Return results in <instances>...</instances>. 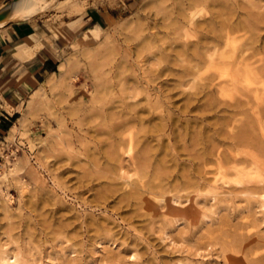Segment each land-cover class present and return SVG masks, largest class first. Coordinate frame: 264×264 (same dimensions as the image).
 <instances>
[{
  "label": "rangeland",
  "instance_id": "374dc122",
  "mask_svg": "<svg viewBox=\"0 0 264 264\" xmlns=\"http://www.w3.org/2000/svg\"><path fill=\"white\" fill-rule=\"evenodd\" d=\"M13 1L0 0V10ZM163 1L48 0L28 20L60 39L58 59L65 73L60 78L56 67L54 86L47 74L29 90L17 106L12 122L16 124L1 134L0 252L16 254L27 264H264V222L258 223L264 213H257V220L250 208L245 210V201L210 195L231 188L235 176L217 173V154L243 153L264 164V99L259 104L251 96L241 108L237 103L244 97L203 95L195 87L199 80L181 84L175 70L156 77L152 67L180 69L188 63L184 56L176 60L166 56L174 52L168 51L165 38L159 41L167 48L163 53L147 39L150 33L160 36L166 31L164 23L170 19L162 18L168 8L163 6L171 1ZM102 4L121 8L118 19L99 32L87 31L83 16ZM260 30L245 27L238 35L259 41L256 56L264 58V30ZM142 76L151 78L152 84L161 83L167 94L161 102L168 99L169 108L160 107L153 92L146 99L143 80L135 88L138 96H131L130 87ZM221 100L234 105L226 110ZM194 104L200 109L190 110ZM131 115L143 117V123L132 121ZM244 120L249 128L252 125L250 137L233 142L228 133L238 132ZM127 131L136 139H149L147 145L135 143L131 155L139 157L141 146L155 149L148 170L153 172L156 166L163 170L166 163V171L154 179L167 185L166 199L161 189L132 194L136 182L153 178L143 166L126 167L128 158L122 152L129 148ZM212 145V154L198 159ZM121 162L125 165L120 173ZM172 195L179 200L176 204ZM222 197L226 199L218 202Z\"/></svg>",
  "mask_w": 264,
  "mask_h": 264
},
{
  "label": "bare ground",
  "instance_id": "6f19581e",
  "mask_svg": "<svg viewBox=\"0 0 264 264\" xmlns=\"http://www.w3.org/2000/svg\"><path fill=\"white\" fill-rule=\"evenodd\" d=\"M167 1L168 2L171 1V2L168 3L169 5L164 3L165 6H163V9L168 7L167 10L169 9L170 12L167 13V10H166V12L163 13V15H162L163 16L162 18L167 17L168 19H170L169 22L164 23V27H165L166 31L162 32V34H161L162 36L161 35L158 36L159 33H155V32L150 33V36L147 39H149L150 44H152V46H154L158 52L163 53L162 51H164V50L166 51L167 48L163 47L162 44L159 43V41H162V38L163 39L165 38L164 42L170 43V46H168V48H169L168 51L174 52L173 54L167 53L166 56L168 58L170 56L171 57V58H169L170 60H176L175 59L176 57H183L184 56V57L188 58V60H187L188 63L180 65V69H176L174 67L170 68L171 66L169 68L168 67L166 68L165 65H164L165 67H163V68H160L161 66L160 67L156 66V68L153 69V67H152V71L154 70L153 74L156 75V77H158L159 75H161L164 72L169 73V71L173 72L175 70V75H177V78L181 84L189 82L190 79L192 81L193 80H199V86H195V87H199V92H201V93L203 92L204 93L203 95H208V93L210 95L211 92H215L221 98H224L225 96L233 98L235 93H236V94L245 98L244 100L238 101V103H237L238 107L242 108L243 105L248 104L249 103L248 99L251 96H253L254 99H257V101H258L257 103L260 104L262 102V99H264V58L259 57L261 55H259L258 57L256 56L257 54H259L258 53L259 48L255 45V43L257 44V42H259V41L255 42L256 40H253V39H249V40H247L245 38L242 39L241 36L238 35V33L240 31H242L243 29H245V27L254 28L256 30H260L262 27H264V3H262V2H264V0H258L259 2H257V1L255 2L254 0H164L163 2H167ZM260 1H262V2H260ZM47 2H48V0H14L13 2H11L10 4H7L6 6H4L0 10V24L4 23L7 20L8 21L9 20L28 21L29 19H31L34 16L35 11L39 7L45 5ZM173 9H175V10H173ZM158 13H160V12H158ZM245 15L247 16V18ZM244 16H245V19H244ZM151 26L152 25L150 24V27ZM152 28L156 29L155 27H152ZM261 30H264V29H261ZM256 32H255V34H256ZM250 33H251V31H250ZM248 34H249V32H248ZM257 35H259V34L257 33ZM246 36H248V35H246ZM250 36H248V37H250ZM172 44H174V45H172ZM169 59H167V60L169 61ZM183 60H185V59H183ZM139 61H140V59H139ZM149 61H150V59H149ZM151 61H153V60H151ZM155 63H158V61L151 62V64H153V65H155ZM138 66H141V65H138ZM141 68H142V66H141ZM58 70H59L60 78L63 77V75L65 73V67H64L63 62L58 64ZM170 74H172V73H170ZM55 75H56V72L52 73L51 77L48 79L49 84L55 85V83H56V82L54 83V81H55L54 77H56ZM163 77H164V75H163ZM142 80L145 82V84L141 87L144 90V93L146 94V99L150 100L151 96H152V92H153L154 97H152V99L155 98V100H158L160 102V107L162 104H164L166 107L169 108L170 101H168V99L161 102L162 99H164V97L167 95V94H164V90L161 86V83H160V85L152 84L151 78H146L145 76H142L141 78L136 77L134 84L132 83L133 86L130 87L132 90L131 91L132 93L130 92L131 96H133V97L134 96L136 97V95L138 96L139 91L136 89L139 87V85H140L139 83H141ZM57 81H58V79H57ZM143 81H142V83H143ZM190 84H192V83H190ZM108 85H110V84H108ZM122 91H124V90H122ZM36 92L37 91H34L33 93L35 95H39ZM193 94H199V93L194 92ZM131 96H129V97H131ZM221 101L225 102L224 105L226 106L225 107L226 110L228 107L234 105L232 103L226 102L225 100H221ZM187 102H189V98H188ZM190 102H192V98L190 99ZM215 103H217V106L220 105V102H215ZM126 104H127V102H126ZM177 105H179V104H177ZM194 105L195 106H191V108H190V105L186 108H190V110H194V109L197 110V109H200V107H201L200 105H196V104H194ZM204 106H206V105H204ZM168 108H166V110H168ZM168 111H170V110H168ZM168 111H167V113L169 115ZM183 111L185 112L186 110H181V112H183ZM242 112H246V111H242ZM170 114H171V112H170ZM244 115H246V114H244ZM137 117L138 118H135V115H131L132 121L135 122V121L139 120L142 122L144 119L141 116H137ZM163 117H164V115H163ZM128 118H130V117H128ZM131 118L129 119V121H131ZM224 120H225V122L227 121V119H224ZM247 121L248 120H244L243 123L240 121L242 123V125L240 126V129L238 130V132L228 133V137L231 138L233 140V142L234 141L240 142V141L245 140L246 138L250 137V134H251L250 128H252V125L250 124L251 127L249 128ZM127 123H128V120H127ZM164 127H165V125H164ZM166 128L167 127H165V131H166ZM130 129H131V127H130ZM161 130H164V129H161ZM223 134H227V133L223 132ZM194 136L197 137V134L194 133ZM221 136H220V138H221ZM144 137H145V135H144ZM142 138L136 139L134 132H132V131L128 132L127 131V144L129 146V148H128V150L125 149L122 153H125V155H127V158H128L127 160H125V161H127V162H125L127 164L126 167L131 166V168L134 167L137 169V166H139V167L143 166L144 169H147V170H145V173H147V175H152L151 178H153V179L147 180V181L143 180L145 182H141V184L138 181L139 184L137 182L135 183L136 187H134L133 186L134 184H133L132 185L133 187H131V188H134V189H132V191H133L132 194L134 196L144 195L147 193L155 194V193H157V191H159V189H161L160 195L165 194L164 196L166 199V194H168V191H169V189H168L167 192L165 193V190L167 189V187H166L167 185L163 187L162 185H164L165 183L161 185V183H163V182L158 183V182L154 181V179L160 178L161 174H163V171H166V170H164L165 169L164 165L166 163L163 162L164 158L163 159L160 158L161 160H159V161H162V165H163V163H165L163 165L164 169L160 170V169H158L159 167L156 168L157 166L156 167L153 166L155 169H157V171L155 169L153 170V172H152V170L151 171L148 170V168H150L149 167V165L151 164L150 162H152V161H150V159H152V160L154 159L155 149L150 147V146L149 147L146 146L147 145L146 141L149 140L148 137H147V139H145V138L142 139ZM156 139H157V137H156ZM138 141H143V143L145 141L146 145L143 144L145 146H141V148L139 149V151H141V155L139 157H135V155H131L130 150L133 148L135 143H137ZM213 145H215V144H213ZM213 145H212V147L208 148L207 150L205 149V152L203 151L202 155L197 156L198 159H204L206 154L212 152V149L214 147ZM228 146H231V145H228ZM215 147H216V145H215ZM260 148L262 149V147H260ZM158 149H160V148L158 147ZM229 149H230V147H229ZM165 151H164V154L167 155V153H166L167 151L166 152ZM211 154L212 153H210L209 155H211ZM122 155H119V156H122ZM118 158L120 159V157H118ZM124 159L125 158H123V159L121 158L120 161L124 160ZM159 161L156 160V163L157 162L159 163ZM214 162L217 165V169L215 168L217 170V173L221 172L222 174H226V173L232 172L233 173L232 175L233 176L235 175V176L231 180L233 182V185L231 188L227 189L226 191H216V190L211 191L210 192L211 197L215 198L216 195H218V197H219V195L225 194L224 196L226 198H227V196L228 197L230 196L229 198H234V200H235V198L236 199L238 198V202H241L240 200H243L242 202L245 201L243 205L246 204V207H247V209H245V210H247L249 212V210L251 209L250 213L252 212L254 215L253 217L258 220V217L256 218V214L257 213H264V164L259 163L257 160H252V159L245 157V155L243 153H242V156H239V154H236V153H228V154L219 153V154H217L216 158L214 159ZM158 163H157V165H158ZM124 165L125 164L123 162L120 163V167H119L120 173L123 171ZM182 167H183V165H182ZM159 170L161 171V173H159ZM119 171H118V175H119ZM201 171H199V172H201ZM126 173H127V171H126ZM2 175H4V173ZM125 175H127V174H125ZM125 175L123 174V176H125ZM165 176H168V175H165ZM199 178H202V177H199ZM212 185L214 186L215 183ZM132 191L129 190V192H132ZM129 194H128V196H130ZM2 195L4 197H7V192L2 190ZM141 197H139V198H141ZM225 197L218 198L219 199L218 202H221V201H223V199H226ZM170 199L175 204L179 201L178 198L173 196V195L170 197ZM147 201H148V199H147ZM225 201L226 200H224V202ZM236 201L237 200H235V203H236ZM228 202H226V203H228ZM238 204H237V207L239 206ZM181 205H184V204L181 203ZM225 205H227V204H225ZM240 207H238V208H240ZM246 207H244V208H246ZM225 209H226V207H225ZM262 215H264V214H262ZM203 217L208 218L207 214L206 215L204 214ZM205 218H204V220H205ZM254 218H253V220H254ZM260 222H264V216H262L261 219H259L258 223H260ZM0 264H27V263L22 261L16 254H8L5 251H1L0 252Z\"/></svg>",
  "mask_w": 264,
  "mask_h": 264
},
{
  "label": "crops",
  "instance_id": "0c3cea01",
  "mask_svg": "<svg viewBox=\"0 0 264 264\" xmlns=\"http://www.w3.org/2000/svg\"><path fill=\"white\" fill-rule=\"evenodd\" d=\"M120 11L121 8L107 4L92 7L83 16L82 27L99 32L113 24ZM4 24L0 28V137L16 124L12 122L19 112L17 106L29 90L37 87L47 74L51 77L56 72L60 49V39L38 22L7 20L0 26Z\"/></svg>",
  "mask_w": 264,
  "mask_h": 264
}]
</instances>
